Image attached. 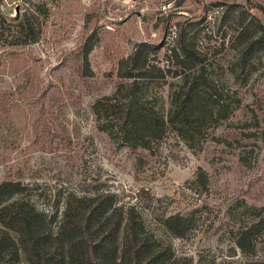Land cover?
Here are the masks:
<instances>
[{"label":"rangeland","instance_id":"1","mask_svg":"<svg viewBox=\"0 0 264 264\" xmlns=\"http://www.w3.org/2000/svg\"><path fill=\"white\" fill-rule=\"evenodd\" d=\"M246 1L6 0L0 5V183H20L13 199L46 216L57 214L51 222L45 219V232L56 231L69 194L110 193L117 204L135 207L146 229L191 264L264 261V236L254 255L234 245V231L251 216L249 207H264V135L259 134L264 51L256 53L249 76L234 81L229 44L236 31L222 16L233 3L249 8ZM252 1L264 6V0ZM23 2L42 5V34L35 44H21L14 29ZM249 12L264 27V13ZM178 30L192 38L233 108L196 144L167 132L140 163L113 130L117 110L108 98L121 99L129 86L165 116L176 82L172 63L166 70L167 56ZM142 42L160 46L151 63L165 68L163 80L117 76L118 62ZM84 43L92 44L87 66ZM198 168L208 174L206 191L189 189ZM194 209L201 210L195 212L197 228L184 238L171 237L159 222L163 214ZM51 254L55 264L67 263L62 245L53 246ZM12 264L31 263L20 252Z\"/></svg>","mask_w":264,"mask_h":264},{"label":"trees","instance_id":"2","mask_svg":"<svg viewBox=\"0 0 264 264\" xmlns=\"http://www.w3.org/2000/svg\"><path fill=\"white\" fill-rule=\"evenodd\" d=\"M6 0H0V5ZM249 8L233 3L225 6L223 18L232 23L235 36L230 41L234 52L231 77L243 81L250 72L256 53L264 51V27L249 10L264 6L247 0ZM42 5L23 2L21 14L15 19V32L19 42L35 44L42 34ZM188 32V31H187ZM188 34L178 30L174 45L167 56L166 70L172 63V78L176 82L169 89V107L165 116L159 114L150 100L127 87L122 98H108L117 110L113 116V130L124 145L139 158V162L152 151L156 141L174 131L186 142L196 144L214 122L230 116L234 101L225 87L208 69L203 55L197 51ZM92 44L81 47L83 65L87 66ZM160 46L142 42L118 62L117 76L121 79H147L157 81L166 77L165 68L151 63ZM82 72L81 67H78ZM113 99V100H112ZM238 103V101H237ZM259 134L264 135V128ZM190 190L206 191L209 177L198 168L187 182ZM22 186L15 182L0 183V264H12L20 252L29 257L31 264H55L51 248L62 245L67 250L66 264H191V258L176 255L171 244L162 243L146 229L143 216L133 206L115 202L113 194L94 196H67L56 231H44L46 216L32 205L13 199ZM200 193V192H198ZM246 207V206H245ZM248 208V207H246ZM251 216L234 231V245L247 256L254 255L257 240L264 236V207H249ZM195 212L163 214L159 218L163 229L173 238H184L197 228ZM12 262V263H11ZM245 264H264L249 260Z\"/></svg>","mask_w":264,"mask_h":264}]
</instances>
